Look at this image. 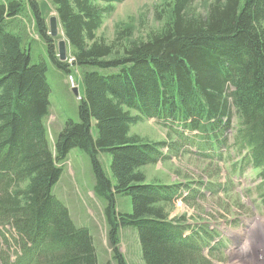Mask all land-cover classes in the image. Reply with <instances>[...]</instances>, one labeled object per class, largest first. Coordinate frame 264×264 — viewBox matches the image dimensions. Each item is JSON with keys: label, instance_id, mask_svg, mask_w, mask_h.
<instances>
[{"label": "trees", "instance_id": "1", "mask_svg": "<svg viewBox=\"0 0 264 264\" xmlns=\"http://www.w3.org/2000/svg\"><path fill=\"white\" fill-rule=\"evenodd\" d=\"M124 1L53 0L82 87L79 119L68 118L54 150L45 123L52 91L48 62H33L25 22L31 20L57 70L68 75L75 69L55 56L39 0L0 1V225L19 237L15 264H99L90 229L79 227L53 194L63 173L59 165L75 147L91 158L94 189L106 203L107 264H129L121 251L126 227L136 230L145 264H214L223 246L217 231L172 216L179 200L197 193L185 198L182 183L147 180L145 166L163 159L167 144L132 133L148 118L191 119L193 127L211 131L203 142L215 152L230 145L241 156L231 174L254 172L264 209V0H204L202 12L193 10L195 0H168L157 12L162 28L146 37L133 38L124 26L112 40L97 37ZM234 109L231 139L226 134ZM100 151L111 155L114 180ZM116 195L131 197L132 212L117 211Z\"/></svg>", "mask_w": 264, "mask_h": 264}, {"label": "rangeland", "instance_id": "2", "mask_svg": "<svg viewBox=\"0 0 264 264\" xmlns=\"http://www.w3.org/2000/svg\"><path fill=\"white\" fill-rule=\"evenodd\" d=\"M166 1L168 0H126L118 3L97 37L105 36L112 40L116 38L119 26L129 27L133 38L146 37L154 29L162 28L164 21L157 19V12ZM39 3L52 36L50 19L57 16L53 0H39ZM202 3L204 0H195L193 10L202 12ZM46 5L48 10L45 9ZM163 17L165 16L162 15L161 18ZM25 26L33 48V62L41 59L48 62L47 74L52 91L51 106L45 123L48 128L49 145L54 150L55 138L68 118L76 121L79 119L78 105L81 99L74 94L72 88L79 87V95L82 96L81 70L70 67L75 69V73L68 75L57 71L30 19L25 22ZM52 37L56 57H60L62 40L66 41L67 52L69 50L71 52L60 25L57 35ZM237 116L234 109L232 125L226 134L231 139L234 137V133L231 132L237 130ZM193 123L191 119L187 123H176L156 117L145 119L133 126L132 133L167 143L161 150L163 159L145 166L147 180L161 179L166 184L182 183L185 198H189L190 193H197L196 199L191 198L187 202L179 200L172 216L186 215L190 221H204L207 225L210 223L211 229H215L219 235L216 240L221 239L223 242L214 264H264V209L255 191L259 179L250 168H243L241 173L231 174L233 165L240 163L241 156L230 145L220 147L221 150L215 152L213 149L216 147H212L211 142H203L211 135V131L202 132L199 128L193 127ZM206 127H209L208 124ZM98 159L114 180L110 169V153L100 151ZM59 166L63 168V173L53 188V194L69 208L71 218L79 227L90 229L97 247L99 264H107L111 260V250L104 212L106 203L95 192L96 183L91 158L86 151L75 147L68 152L67 160ZM189 186L193 187L192 191L189 190ZM115 199L118 212H132L130 196L116 195ZM1 232L6 238L1 237ZM120 234L121 251L127 262L145 264L136 230L126 227L120 230ZM15 236L19 239L16 233L14 235L12 227L8 225L5 228L0 225V264H15L18 252L16 244H13ZM19 243L23 245L21 239Z\"/></svg>", "mask_w": 264, "mask_h": 264}, {"label": "water", "instance_id": "3", "mask_svg": "<svg viewBox=\"0 0 264 264\" xmlns=\"http://www.w3.org/2000/svg\"><path fill=\"white\" fill-rule=\"evenodd\" d=\"M58 17L57 16H52L50 19V27H51V31H52V36L57 35L58 33ZM59 55H60V60L64 61L67 57V50H66V42L64 40H62L60 42V50H59ZM74 93L76 95L79 94V90L77 88L74 89Z\"/></svg>", "mask_w": 264, "mask_h": 264}, {"label": "bare ground", "instance_id": "4", "mask_svg": "<svg viewBox=\"0 0 264 264\" xmlns=\"http://www.w3.org/2000/svg\"><path fill=\"white\" fill-rule=\"evenodd\" d=\"M66 42V41H65ZM72 76V75H71ZM46 81V80H45ZM46 83V82H45ZM31 98V97H30ZM182 112V111H181ZM180 114V113H179ZM29 218V217H28ZM121 219V218H120ZM48 222V220H47ZM23 223V222H22ZM29 224V223H28ZM26 226V225H25ZM26 228V227H25ZM62 230V229H61ZM90 231V230H89ZM32 233V232H31ZM46 233V232H45ZM30 234V233H29ZM38 236V235H37ZM167 236V235H166ZM28 237V236H27ZM31 239V238H30ZM44 239V238H43ZM34 243V242H33ZM41 247V246H40ZM98 253V252H97ZM173 254V253H172ZM23 257V256H22Z\"/></svg>", "mask_w": 264, "mask_h": 264}]
</instances>
